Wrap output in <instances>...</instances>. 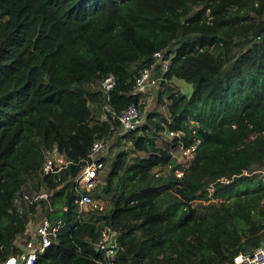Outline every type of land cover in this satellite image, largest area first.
Masks as SVG:
<instances>
[{
  "label": "trees",
  "instance_id": "obj_1",
  "mask_svg": "<svg viewBox=\"0 0 264 264\" xmlns=\"http://www.w3.org/2000/svg\"><path fill=\"white\" fill-rule=\"evenodd\" d=\"M158 51L169 59L157 92L168 116L142 110L148 93L132 94ZM108 74L115 83L104 96ZM130 104L142 122L121 132L117 114ZM102 138L109 147L88 193L103 207L79 211L74 177ZM192 146L175 176V151ZM54 148L71 162L45 172ZM24 185L48 199L18 211ZM209 188L219 200L197 204ZM44 217L62 225L35 264H99L93 243L107 228L117 232L113 264H219L257 247L264 0H0V262Z\"/></svg>",
  "mask_w": 264,
  "mask_h": 264
},
{
  "label": "built area",
  "instance_id": "obj_2",
  "mask_svg": "<svg viewBox=\"0 0 264 264\" xmlns=\"http://www.w3.org/2000/svg\"><path fill=\"white\" fill-rule=\"evenodd\" d=\"M154 58L155 62L152 65L143 68L138 73L133 85L132 94L145 93L149 87L157 85L158 81L161 80L162 77L158 73L159 69L161 73L166 71L169 59L163 58V54L160 51L154 53ZM114 83V76L112 74L106 75L102 80L103 91L108 93L113 88ZM104 109L112 115L115 114L108 105ZM105 118V114H101L100 119ZM117 119L121 125V132H127L138 128L142 122V115L135 104H130L117 114ZM173 134L174 132H169V135ZM175 134L181 136L182 132H175ZM191 134H194V130L191 131ZM194 146L184 149L183 155L179 160V167L173 171L175 176H183L184 169L188 166L185 162L189 159L185 154L189 152L192 156ZM108 147L109 141L104 138L94 140L88 158L74 177L75 188L79 194L76 198L79 211L88 208L102 209L103 207V203L97 201L88 192L91 191L99 180V170L102 167L101 157L107 152ZM70 162L64 154L59 153L54 148L45 156L43 170L45 172H55L66 167ZM48 197L47 191H34L29 186L24 185L15 198L14 203L17 210L21 211L22 201L34 203L42 199H48ZM61 225L62 221L60 219L52 221L47 217L41 218L37 222H29L25 234L17 240L20 252L15 255H9L0 264H35L37 256L46 253ZM93 246L102 252L103 258L98 260L99 264H113L115 254L119 248L117 232L110 228L105 229L102 232L101 238L97 242H94ZM219 264H264V238L257 247L240 251L231 260H226Z\"/></svg>",
  "mask_w": 264,
  "mask_h": 264
},
{
  "label": "rangeland",
  "instance_id": "obj_3",
  "mask_svg": "<svg viewBox=\"0 0 264 264\" xmlns=\"http://www.w3.org/2000/svg\"><path fill=\"white\" fill-rule=\"evenodd\" d=\"M180 82H184L186 83L185 81H180ZM188 84V83H186ZM174 87L177 88V90L179 92H185L186 95L189 94L190 92V86L189 85H186L184 88L183 86H176L174 85ZM150 88V87H149ZM160 88V80L158 81V84L154 87H151L149 89V93L147 95V98L145 100V103L143 104V111L146 112V111H159V112H162L163 114H165L166 116L169 115V113L167 112V107H166V104L163 103V102H160L159 101V94L157 93L158 90ZM188 93V94H187ZM147 94V93H146ZM175 153L177 156H180V155H183V152H184V149L181 150V149H178L176 150ZM186 157H188L189 159H187V161L185 162V164H189L190 162V159L192 158L191 156V153L187 152L186 154ZM211 192H212V188H209L208 189V192L204 194V196L202 198H200L199 200H196V203L197 204H204V203H207V204H212L214 202H217L219 199L218 198H212L211 197ZM37 222V221H36Z\"/></svg>",
  "mask_w": 264,
  "mask_h": 264
},
{
  "label": "crops",
  "instance_id": "obj_4",
  "mask_svg": "<svg viewBox=\"0 0 264 264\" xmlns=\"http://www.w3.org/2000/svg\"><path fill=\"white\" fill-rule=\"evenodd\" d=\"M180 81H182V79H177V78H173V79H171L170 81H169V84H170V86H174V85H176V86H183V88L186 86V85H189L190 86V92H191V84L190 83H188V82H186V83H188V84H186V83H184V82H180ZM156 86V85H155ZM151 87H153V86H151ZM150 87V88H151ZM150 88H148L147 90H146V92L145 93H149V89ZM189 92V93H190ZM182 93H184V94H186L185 92H182ZM188 94V93H187Z\"/></svg>",
  "mask_w": 264,
  "mask_h": 264
},
{
  "label": "water",
  "instance_id": "obj_5",
  "mask_svg": "<svg viewBox=\"0 0 264 264\" xmlns=\"http://www.w3.org/2000/svg\"><path fill=\"white\" fill-rule=\"evenodd\" d=\"M108 95V93L107 92H104V96H107Z\"/></svg>",
  "mask_w": 264,
  "mask_h": 264
}]
</instances>
